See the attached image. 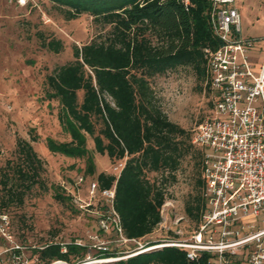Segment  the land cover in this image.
<instances>
[{"label": "trees", "instance_id": "16d2710c", "mask_svg": "<svg viewBox=\"0 0 264 264\" xmlns=\"http://www.w3.org/2000/svg\"><path fill=\"white\" fill-rule=\"evenodd\" d=\"M51 1L64 8L69 19L90 15L103 32L81 46L75 44L74 59L47 77L48 96L59 100L60 123L71 137L62 143L49 138V145L63 155L85 158L86 171L95 176L99 193L116 187L113 209L124 236L136 239L153 232L163 221L167 183L177 181L184 161L191 158L196 190L186 201L185 212L198 231L208 209L205 150L193 142L194 130L171 121L157 105L151 81L180 67H190L210 89L205 49L220 45L210 21L211 0ZM49 46L59 51L62 43L52 39ZM30 135V140L18 137L16 157L0 165L2 212L22 206L35 187H46L44 161L32 145L39 140L35 128ZM87 135L93 138L98 153L125 160L119 175L96 172ZM150 174L159 177L151 178ZM55 197L66 199L60 192ZM103 207L111 210L107 204ZM115 232L120 235L117 229ZM155 243L149 241L146 246ZM34 251L43 264L58 259L74 263L86 258L87 245L54 240L36 246ZM118 255L111 249H99L96 256ZM213 256L203 251L190 259L185 248L163 245L90 264H209Z\"/></svg>", "mask_w": 264, "mask_h": 264}, {"label": "rangeland", "instance_id": "374dc122", "mask_svg": "<svg viewBox=\"0 0 264 264\" xmlns=\"http://www.w3.org/2000/svg\"><path fill=\"white\" fill-rule=\"evenodd\" d=\"M236 6L241 13L242 35L261 36L260 46L264 50V1L238 0ZM102 32L103 28L90 15L69 19L65 9L51 0H0V165L16 157L18 137L30 140V130L35 128L39 140L32 145L44 161L46 182L45 188L35 187L22 206L14 205L6 211L12 222L14 243L21 246L17 255L14 250L6 251L3 264H12L15 256L17 264H43L34 248L54 240L83 243L87 245V256L83 261L56 260L51 264H90L126 258L142 250L141 245L146 246L149 241L189 239L195 232L185 212L186 201L196 190L191 158L184 161L177 181L167 183L163 221L145 237L125 241L115 232L111 212L103 207L109 205L107 200L98 191L91 192V184L97 181L87 173L85 158L63 155L49 145V138L62 143L71 137L60 123L59 100L48 96L47 77L56 67L74 59L75 44L81 46ZM52 39L62 43L59 51L49 46ZM263 58L261 51L256 57H249V61L260 66ZM151 83L157 105L171 121L187 130L193 131L212 112L214 94L190 67L169 71ZM87 147L97 173H119L125 160H112L98 153L90 135ZM150 177L159 176L150 174ZM58 192L66 196L64 201L56 199ZM104 216L110 217L108 229H103L100 223ZM102 242L120 257L99 259L96 255ZM12 244L0 239L2 249ZM212 258L215 261V256Z\"/></svg>", "mask_w": 264, "mask_h": 264}, {"label": "built area", "instance_id": "2783aa9c", "mask_svg": "<svg viewBox=\"0 0 264 264\" xmlns=\"http://www.w3.org/2000/svg\"><path fill=\"white\" fill-rule=\"evenodd\" d=\"M211 2L210 21L220 40L218 47L205 49L214 107L194 129L193 136V142L205 150L204 196L208 209L199 230L189 239L170 238L153 247H183L190 259L209 251L215 256V261L211 257L209 264H227L244 252L248 264H264V226L257 229L253 221L264 224V62L255 73L248 51L256 39L242 36L237 0ZM96 191L99 192L98 183L93 182L91 192ZM115 193V186L100 191L111 207L121 238L138 240L125 237L122 232L119 216L113 209ZM108 218L100 220L103 229L109 228ZM11 226L9 214L0 211V239L13 243L0 247V264L6 251L14 250L17 255L21 246L14 243ZM151 246L142 244L140 249ZM98 247L109 249L104 242ZM16 257L12 264H17ZM107 258L110 257L99 259Z\"/></svg>", "mask_w": 264, "mask_h": 264}, {"label": "crops", "instance_id": "0c3cea01", "mask_svg": "<svg viewBox=\"0 0 264 264\" xmlns=\"http://www.w3.org/2000/svg\"><path fill=\"white\" fill-rule=\"evenodd\" d=\"M252 38H255L256 41H255L254 46L252 48H250L248 51V57H251V58H252V56L256 57V56L260 55L261 51L262 52L264 51L263 48L260 46L261 40H262L261 36H253ZM263 62H264V58H263ZM263 62L261 63L260 66L257 65V62H255V63L251 62L254 72L256 71L255 73H258L260 71ZM263 226H264L263 223H261L260 221L256 222V228L257 229L260 227H263ZM227 264H248L246 253L240 252L237 256L233 257L229 262H227Z\"/></svg>", "mask_w": 264, "mask_h": 264}]
</instances>
